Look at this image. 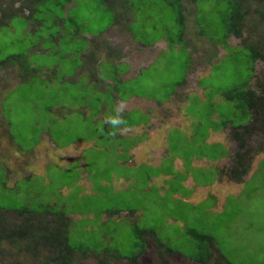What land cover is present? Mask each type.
Listing matches in <instances>:
<instances>
[{"label": "rangeland", "instance_id": "rangeland-1", "mask_svg": "<svg viewBox=\"0 0 264 264\" xmlns=\"http://www.w3.org/2000/svg\"><path fill=\"white\" fill-rule=\"evenodd\" d=\"M179 1L184 23L181 40L175 11L164 0H130L112 4L114 10L98 0H71L62 10L45 2L32 17L18 15L0 27V69L13 63L2 66L11 56L23 62L0 71L7 84L0 89V173L5 175L0 209L24 203L49 206L53 214L42 219L67 223L73 243L97 247V251L116 248L131 254L132 244L142 242L134 232L137 227L152 231L174 252L167 258L173 264H199L198 258L210 254L206 264H214L219 255L224 264H264V151L253 156L242 184L234 185L227 177L238 150L232 128L226 130V151L217 143L225 142L224 136L213 135L226 124L264 119L263 110L242 113L247 107L239 96L243 84L249 82L252 90L264 81V63L258 61L254 68L246 57L250 50L233 48L255 43L257 38L264 43V21L260 27L244 28L241 39L229 36L228 45L234 50L225 51L209 40L215 29L216 39L224 31L215 13L219 2ZM97 40L108 44L107 49L117 56L105 55L106 49L98 43L92 46ZM97 45L100 50L95 52ZM100 51L99 57L108 63L100 60L96 68L89 65L86 60L96 59ZM133 60L147 67L127 80L116 78L115 73L127 70L122 61ZM89 79L97 80V88ZM107 81L123 97L144 100L143 114L128 110L138 103L121 104L112 90L102 91ZM234 87L236 99L229 101L224 94ZM99 100L106 102L104 108ZM153 103L160 106L154 109ZM92 116H98L96 123ZM147 116L146 123L124 125ZM126 127L136 129L127 134L141 137L145 155L139 158L161 166L162 173L171 177H154L158 170L145 160L127 164L132 147L124 143L128 136L122 137L127 135ZM85 132L95 148L76 146L81 162L47 156L51 143L63 148V140H78ZM263 137L254 130L248 143L254 147ZM134 150L138 153L140 145ZM228 150V159L213 166L214 158L219 160ZM168 155L183 162L182 170L170 164ZM149 176L155 182L148 181ZM204 184L209 185L204 188ZM60 210L64 215L54 213ZM114 211L120 213L111 214ZM17 215L11 214L14 225L25 217L40 219L29 213ZM144 240L145 251L137 264H161L154 240L149 236ZM26 241L6 243L0 264H45L29 253ZM40 253L45 259L51 255L50 250L40 249ZM72 258V264H99L100 260L78 253Z\"/></svg>", "mask_w": 264, "mask_h": 264}, {"label": "trees", "instance_id": "trees-1", "mask_svg": "<svg viewBox=\"0 0 264 264\" xmlns=\"http://www.w3.org/2000/svg\"><path fill=\"white\" fill-rule=\"evenodd\" d=\"M103 5L106 6V8L114 10L112 8V4L116 6L118 5H124L128 4L127 2H130V0H98ZM157 3L162 0H154ZM54 3L59 7L60 10H62L65 6H67L71 0H0V27L5 26L9 24V21L18 15H23L25 17H32V13L34 11H37L38 5L43 3ZM216 2H219L221 5L218 9L215 11L217 14L216 18L218 19L220 17L222 30L224 29L221 37L216 39V33L218 30L215 29L213 33L210 34V40L211 41H217L219 45L225 47V49L234 50L228 45V37L233 35L236 37V39H241L243 35L244 28L251 27H260L263 25L264 21V0H216ZM164 3L171 6V8L174 9L175 15L177 16L178 23L180 24V31H179V40L180 35L182 33L183 28V16H182V5L181 1L179 0H164ZM134 7V5H133ZM129 10V8H128ZM218 14H220L218 16ZM69 15V14H68ZM58 21V20H57ZM116 21V20H115ZM117 23V22H116ZM253 29V28H252ZM259 29H262L259 28ZM77 28H75V32H77ZM74 32V33H75ZM200 34L205 35L203 30L198 31ZM257 37H260L258 34ZM243 42L245 39H242ZM264 43L261 42V40L258 38L256 39L255 43L251 42L250 44L244 45L243 49L250 50V53L246 55L249 63L252 64L254 61H260L264 63V46H262ZM112 52V50L108 49V53ZM114 53V52H113ZM15 56H11L10 58L6 59L2 62V66L9 62L10 60L13 61V63L10 64V66L4 67L3 69H0V71L11 68L15 66V63L18 62L19 64L22 63V60L15 59ZM251 67V66H250ZM251 78H254L253 74L250 76ZM7 79L5 78V81ZM257 82V81H256ZM3 76L0 77V89L4 90L6 87H2L1 85H5ZM248 84L242 85V89L240 91V99H242L245 102V105L247 108L243 110L242 113H244L246 110L251 111L254 109V111L261 110L264 111V81L263 82H257V85L252 89H248ZM258 87V88H257ZM236 87L233 88V90L229 89V92H225V97L229 101H234L236 99L234 93L236 91ZM254 120V119H253ZM246 122V121H245ZM243 122V123H245ZM137 123H124V125L131 126ZM95 125V124H94ZM232 128V137L235 139V141L238 144V150L234 155L233 162L234 166H232L229 170V177L231 180L236 181L238 183H242L243 177L249 172L251 161L253 156L257 155L258 153L264 151V137L263 141L256 144L254 147L251 146L248 141L250 138H247L248 136H252L254 130L259 131L263 133L264 136V119L263 118H257L253 124H247V125H237V126H227L225 125L224 128L226 130H229V128ZM106 133H109L110 131H105ZM99 138H102V136H99ZM94 161V159H92ZM6 210L0 209V255L3 256V253L1 252V249L3 246L6 245V243H12L14 241H24L27 240L25 243L26 249L29 251L31 255H33L36 259L44 260L45 264L53 263V264H72L74 253H78L81 256H89L94 259H101L99 260V264H107V261H121L126 260L128 262H131L132 264H137L138 259L145 251V236H149L152 240L155 242V246H157L160 254V261L161 264H173L171 261H169V257L174 253L169 247L165 246L160 242V240L156 239L152 231L146 230V229H139L135 228L134 232L137 235V238L142 240V242H134L132 244L133 248L131 250V254L124 255L117 251L115 248L114 252L107 250L106 248H103L101 251H97V247H91L90 245H84V244H76L73 243L74 241L71 239L72 237L70 234L68 235V232L66 231L67 223L61 222V221H50L46 219H42L44 217L42 216H50L53 214V210L49 206H45L44 208L41 207H31L27 204H20L16 206L14 209L4 206ZM15 211L19 214H25L29 213L31 215H36L39 220H29L28 218H24L22 223L19 224L20 221L17 222L16 225L13 226L10 217L11 212ZM132 212V211H131ZM55 214L64 215L63 210L60 212H54ZM120 211H114L111 214L116 215L119 214ZM127 216H131V214H127ZM106 223V222H104ZM16 227V228H15ZM23 239V240H22ZM208 241H211L208 239ZM212 246V245H211ZM209 246L212 250L213 247ZM163 248V252H162ZM40 249H43L44 251L50 250V256L46 259L43 258L45 254L40 253ZM162 252V253H161ZM219 254V252H217ZM222 259V256L219 255ZM168 258V259H167ZM211 254L210 256H207V258H198L195 262L199 264H206L207 261L209 262L211 260ZM219 257L215 258L214 264H224V260L222 261ZM189 260V259H188ZM160 264V263H159Z\"/></svg>", "mask_w": 264, "mask_h": 264}, {"label": "crops", "instance_id": "crops-1", "mask_svg": "<svg viewBox=\"0 0 264 264\" xmlns=\"http://www.w3.org/2000/svg\"><path fill=\"white\" fill-rule=\"evenodd\" d=\"M100 36H101V34H100ZM208 39V38H207ZM210 40V39H209ZM99 40H97L96 41V43L95 44H93L92 46H95L97 43L99 44V45H101V47H102V49L104 48V49H106V51H105V55H109V54H111L112 55V57H116L117 56V54H115V53H112V52H110L109 51V53H108V49H107V45L108 44H106V43H104L103 41H100V42H98ZM212 42H214L215 44H216V42L217 41H212ZM229 44V43H228ZM216 45H219V43L218 44H216ZM230 46V45H229ZM222 48L226 51V49H225V47H223L222 46ZM233 48H241V49H243V47L242 46H237V47H233ZM93 50H94V48H93ZM98 50H100V48L98 47V45L95 47V52H97ZM100 53H101V51L97 54V56H96V59H94V56H92V57H89V59H87L86 61H87V63L89 64V65H93V67H97L98 66V63H100V60H104V61H106L107 63H108V59L106 60V59H104L103 57H99L100 56ZM83 54V53H82ZM85 57H86V54H83ZM127 58V57H126ZM259 61V60H258ZM257 60L256 61H254V62H252V64H251V66L252 67H254V64L256 63V62H258ZM123 62H126L127 63V70L125 71V73H120V74H118V73H115L114 75H115V77L116 78H118L119 80H127V79H129V78H131V77H135L137 74H139L140 75V73H141V70L143 69V68H145V67H147L145 64H143V65H136L137 64V62L136 61H131V62H129V61H122V63ZM260 62V61H259ZM204 65V64H203ZM139 66H141V67H139ZM81 77H83V76H81ZM101 78V77H100ZM252 79V78H251ZM250 79V80H251ZM89 81L91 82V85H94L95 84V86H96V88H97V80L95 81V80H92V79H89ZM94 81V82H93ZM108 82L109 81H107L106 82V86H105V89L104 90H102V91H105V93L107 94L108 92H109V90H112L111 91V95L113 96V98H116V99H118L120 102H121V104H124V103H135V104H137L138 103V105H136V106H138V107H133V108H129L128 110H131V109H136V110H138V111H140V113H142L143 114V111H142V108L140 107V105H141V103H143L144 105H145V101L144 100H142L140 97H135V96H133L132 97V95L129 97V96H126V97H123V94H118V92L120 91L116 86H113V84L112 83H110V85L108 84ZM73 99H75V96H71ZM123 98V99H122ZM147 102H149V101H147ZM105 101H101V100H99V104H100V106L101 107H103L104 108V105H105ZM134 104V105H135ZM148 105H151V102H150V104H148ZM158 106H160L159 104H157V103H153V107H154V109H156ZM52 108H55V107H52ZM54 115V114H53ZM95 115V114H94ZM93 117V123H96L97 122V120L99 119L98 118V116H92ZM149 121V118H148V116L147 117H145L144 118V120H142V121H140L139 123L141 124V123H146V122H148ZM138 123V124H139ZM141 128V127H140ZM140 128H138V129H140ZM125 129V131L124 132H126L125 134H127V133H129L128 131H132V130H136L135 128H132V127H126V128H124ZM118 134V133H117ZM213 135H216V137H221L222 138V136H224V138H225V135H226V128H223L222 130H220L218 133H213ZM125 136H128V139L124 142V143H130L129 145H131V147H132V150H131V152L130 153H127V155H128V160H127V164L128 165H131V163H133L134 161H137L138 163H141V162H144V160H145V158H139V157H141V156H144L145 155V151H144V147H143V143L141 142V140H139L141 137L140 136H134V135H132V136H130V134H127V135H123L122 137H125ZM133 137H137V139L138 140H136V139H134ZM166 137H167V135H166ZM68 139V138H67ZM68 140H70L71 141V139H68ZM228 142V140H226V138H225V142H222V141H220V142H217L218 144H220V145H222V146H224L225 148H224V150L226 149V146H225V143H227ZM213 143H215L214 141H212ZM70 144H68V145H70L71 146V150L72 151H74V152H77L76 150H75V147L76 146H79L80 148H82V147H90V148H95L94 147V140L92 139V138H90V137H88L87 136V134H86V132L83 134V136H82V138H79L78 140H74V141H71V142H69ZM209 143H211V141L209 140ZM88 144V145H87ZM140 145V151L138 152V153H134V151H136V150H134V147H135V145ZM228 149V148H227ZM226 151V150H225ZM78 153V152H77ZM226 154V156H224V155H219L218 157H220L221 156V158H219V160L215 157L214 158V161H216V162H214V164H213V166H219L218 164L219 163H221V162H225L227 159H228V156H229V150H228V153H225ZM171 155V154H170ZM170 155H168L167 157L169 158V162H170V164H174V166H175V169L176 170H178V171H180V170H182L181 168H182V166H183V162L180 160V159H178L177 157L176 158H174V156H170ZM166 157V156H165ZM203 160V159H202ZM145 163L147 164V165H150V164H148L147 163V161L145 160ZM222 164V163H221ZM132 166V165H131ZM130 166V167H131ZM134 167V166H133ZM150 167H152L153 169H157L158 170V173H157V175H155L154 177H162L163 175L165 176L164 178H168V177H171V175H168V174H165V173H162V171H161V166H152V165H150ZM227 176V175H226ZM227 177H229V176H227ZM148 178V181H149V179L151 178L154 182H155V179H153V176H149V177H147ZM230 178V177H229ZM123 179V178H122ZM231 179V178H230ZM126 180V179H125ZM125 180H122L121 182L123 183V182H125ZM233 180V179H232ZM243 180V179H242ZM243 182V181H242ZM235 183H237V184H242V183H238V182H236V181H234V185H235ZM209 184H204V185H202V186H204V188L205 187H207ZM227 188V187H226ZM226 188H223V189H226Z\"/></svg>", "mask_w": 264, "mask_h": 264}, {"label": "flooded vegetation", "instance_id": "flooded-vegetation-1", "mask_svg": "<svg viewBox=\"0 0 264 264\" xmlns=\"http://www.w3.org/2000/svg\"><path fill=\"white\" fill-rule=\"evenodd\" d=\"M5 78H6V76H5ZM7 79V78H6ZM8 80V79H7ZM2 87H6L7 86V84H5V85H1ZM227 137V135H225V138ZM50 141H51V138H49L48 139V142L50 143ZM71 141H73V140H71ZM70 140H68V139H65V140H63V142L64 143H66L65 145V147H63V148H58L57 147V144L55 143V142H53V143H51V146H50V150H46L47 151V156L48 157H51V155H55V156H61V157H63L64 158V162H68V159H72L71 160V162L70 163H75L76 161H78V162H81L82 161V159L80 160L79 159V153H77V152H72V150H71V146L70 145H68V144H70L69 142H71ZM89 147V146H88ZM51 148H53L52 150H51ZM70 148V149H69ZM71 150V151H70ZM15 151V150H14ZM83 159H84V161H86V159H85V156L83 155ZM56 162V161H55ZM23 165L25 166V163H24V160H23ZM86 165H84V167H85ZM24 168V167H23ZM23 168H22V170H21V172H22V174H23ZM228 176H229V174H228ZM4 177H5V175H4V173H0V185H4L5 184V181H4ZM85 177V176H84ZM82 181L83 180H81L80 182H79V184H82ZM87 182H89L88 180H86ZM11 213H13V214H15L16 216H18L17 215V212H15V211H12ZM19 217V216H18ZM10 220H11V222H12V218L10 217ZM20 221V220H19ZM13 224V226H14V223H12Z\"/></svg>", "mask_w": 264, "mask_h": 264}, {"label": "bare ground", "instance_id": "bare-ground-1", "mask_svg": "<svg viewBox=\"0 0 264 264\" xmlns=\"http://www.w3.org/2000/svg\"><path fill=\"white\" fill-rule=\"evenodd\" d=\"M230 39V38H229ZM203 54V53H202ZM205 64V63H204ZM255 68V67H254ZM251 90V89H250ZM186 92V91H185ZM201 93V92H200ZM203 94V93H202Z\"/></svg>", "mask_w": 264, "mask_h": 264}]
</instances>
